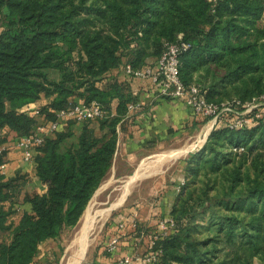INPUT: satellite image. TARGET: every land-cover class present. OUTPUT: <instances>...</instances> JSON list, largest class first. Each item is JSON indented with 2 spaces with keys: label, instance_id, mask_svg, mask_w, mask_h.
Listing matches in <instances>:
<instances>
[{
  "label": "trees",
  "instance_id": "trees-1",
  "mask_svg": "<svg viewBox=\"0 0 264 264\" xmlns=\"http://www.w3.org/2000/svg\"><path fill=\"white\" fill-rule=\"evenodd\" d=\"M180 41L190 45L179 56L182 82L209 102L233 101L232 110L186 159L173 225L145 264H264V104L243 127L228 125L264 94V0H0V147L76 104L107 111L60 119L33 146L45 192L25 189L26 171L0 170V264H58L62 247L40 256L41 246L78 223L112 166L127 105L138 99L123 66L152 67L165 43ZM112 235L117 227L105 241Z\"/></svg>",
  "mask_w": 264,
  "mask_h": 264
},
{
  "label": "crops",
  "instance_id": "crops-1",
  "mask_svg": "<svg viewBox=\"0 0 264 264\" xmlns=\"http://www.w3.org/2000/svg\"><path fill=\"white\" fill-rule=\"evenodd\" d=\"M135 80L132 89L136 92L138 100L142 102V106L134 112H129L122 123L118 124L115 158L118 154L128 155L139 151L147 147L151 141L162 140L169 134L170 129L183 133L186 127L192 125V114L185 104L181 101L156 98L147 80ZM3 147L6 153L1 168L2 173L11 176L26 171L31 180L27 182L25 189L28 192L30 190H36L37 193L45 192L46 185L36 178L33 163L23 159L22 150L16 147V143L7 142ZM184 174L185 163L179 167L178 177L174 181L171 180L172 178L168 180L163 178L154 183L153 188L146 186L145 188L149 190L145 194L138 193V198L133 200L131 197L105 226L106 236L116 227L120 232L117 250L112 254L104 252L105 237L90 253L85 264H118L119 259L124 255L136 257L145 255L149 251L150 234L158 228L161 220L170 216L171 207L177 197L176 188L184 179ZM133 222L135 227L131 226ZM120 224L122 227H119ZM46 252L41 247L40 256Z\"/></svg>",
  "mask_w": 264,
  "mask_h": 264
},
{
  "label": "built area",
  "instance_id": "built-area-1",
  "mask_svg": "<svg viewBox=\"0 0 264 264\" xmlns=\"http://www.w3.org/2000/svg\"><path fill=\"white\" fill-rule=\"evenodd\" d=\"M189 47L190 45L183 41L165 43L163 52L159 55L152 67L133 69L128 63H126L123 66V70L126 74L131 75L136 79L149 81L151 90L153 89L156 98L181 101L190 109L192 117H206V121L210 124L209 130H211L223 112L232 110L230 105L233 101H224L220 104L209 102L201 93L197 85L193 83L186 85L182 82L179 76V56L182 52L189 49ZM263 104L264 94L257 98H253L252 101L245 105L243 110L236 111V118L228 123L229 127H243L247 122L248 113L255 107ZM141 106L142 102L140 100L137 99L131 101L127 105V114L129 112H134ZM37 113L38 110L34 108L32 115H36ZM106 115L107 111L95 101L87 103L82 102L73 107L59 110L56 112V120L47 125H37L32 134L18 139L16 147L22 150L23 159L26 162H30L33 146L35 144H40L43 141L44 135L57 129L58 121L60 119L73 117L77 121H83L84 119H101ZM3 149H5V147L1 146L0 152ZM2 165H0V170ZM183 184L184 180L182 179L176 188V193L180 191ZM172 225L173 221L170 216L167 219L161 220L158 224L157 230L150 234L149 251L145 255L137 257L133 255H124L119 259L118 264H145L155 262L157 255L156 252L151 249V246L154 244V240L159 235L165 234L166 230ZM131 226L135 227V222H133ZM119 227H122V224H120ZM119 241L120 235H112L106 242L105 249L110 253L115 252L118 248Z\"/></svg>",
  "mask_w": 264,
  "mask_h": 264
},
{
  "label": "rangeland",
  "instance_id": "rangeland-1",
  "mask_svg": "<svg viewBox=\"0 0 264 264\" xmlns=\"http://www.w3.org/2000/svg\"><path fill=\"white\" fill-rule=\"evenodd\" d=\"M44 101L45 99H41L39 103H43ZM207 124H209L208 121H196L195 124L186 127L185 128L186 130L183 131V133H178L170 129L169 134L166 135V137L163 138L162 140L151 141L149 142L150 144L147 145V147L139 151H136L128 155L118 154L116 158L115 157L113 158L112 166L109 169L103 181L101 182L102 185L101 184L99 185V187L93 194L94 197L92 196V198L89 201L90 204L88 205H91L93 210L108 207V205H110L114 201V199L120 195V192L122 188L124 187V185L127 184L128 182L127 177L133 174L138 168H140L144 160L147 159L149 156H152V155L156 156L158 153L166 151V150H173V149H178L182 146L191 145L189 150L186 151L184 154L174 157L173 159L170 158L169 159L170 161L169 160L164 161V163L161 166V169L147 176H144L142 178L135 179L132 182V184L130 185L131 189H129L128 194L126 195V197H124L125 199H123L120 203L114 205L113 207L115 208L112 209L104 219L100 220V222L98 223L100 225L97 224L96 226V228L99 227L98 229L91 231L90 236H89L90 241L85 251L77 258L75 264H85L90 253L98 245H100L102 240H104V238L106 237L105 226H106V223L110 221L111 215L113 213H118L119 210L123 208L128 203V201H130L131 197L133 200L134 198H138L137 197L138 193H141L142 195L145 194L149 190V189H146L147 188L146 186H151L153 188L154 183H156L157 181H160L163 178L166 180L172 178L171 179L172 181L177 179L178 173H179V167L186 162V159L189 157L190 153L197 151L198 149L202 147L209 133L213 129L212 127V129L208 130L207 132H204V131L201 132V130ZM164 157H165V154L160 157V160L163 159ZM147 160H150V159L148 158ZM160 160L158 159L157 164H159ZM28 179L30 182L31 179L30 178ZM29 192H36V190H30ZM81 218H82V215L78 223L76 224V226H74L71 229H67L63 231L59 240L48 241L41 246L43 251L53 250L54 252L58 254L60 252L59 247H62L63 249L62 253H60V255L57 254L58 264L66 263L69 257V254L71 253V249H69L68 247L71 241L73 240L75 233L77 232L79 228V225H80L79 223H80ZM2 234L3 233L0 232V237L2 236ZM91 234H92V237H91ZM253 264H259V259L254 258Z\"/></svg>",
  "mask_w": 264,
  "mask_h": 264
},
{
  "label": "bare ground",
  "instance_id": "bare-ground-1",
  "mask_svg": "<svg viewBox=\"0 0 264 264\" xmlns=\"http://www.w3.org/2000/svg\"><path fill=\"white\" fill-rule=\"evenodd\" d=\"M209 127H210L209 124H207L201 130V132H203V131L207 132L209 130ZM190 146L191 145H186V146H182L178 149L166 150V151H163L160 153L157 152L158 154L156 156H153V155L149 156L148 158L150 160H147L148 158L145 159L142 166L140 168H138L133 174H131L127 177L128 178L127 184L124 185V187L122 188V190L120 192V195L118 197H116L114 199V201L111 203V205H108V207L93 210L91 205H88L90 203H88L87 204L88 206L86 207V209L84 210V212L82 214V218H81L80 223H79L80 224L79 228H78L77 232L75 233V236H74L73 240L71 241V243L68 247L69 249H71V253L69 254V257H68L65 264H75L76 263L77 258L85 251V249H86V247L90 241L89 236H90L91 231L98 229L99 227L96 228V226L100 222V220L104 219L108 215V213L110 212L111 208L114 205L120 203L123 199H125L124 197H126V194L129 192V189H131L130 185L132 184V182L135 179L142 178L144 176H147V175L161 169V166L164 163V161L169 160L170 158L173 159L174 157H177L179 155L184 154L186 151L189 150ZM164 154H165V157L160 160V157L163 156ZM158 159L160 160L159 164H157ZM98 225H100V224H98ZM91 237H92V234H91Z\"/></svg>",
  "mask_w": 264,
  "mask_h": 264
},
{
  "label": "water",
  "instance_id": "water-1",
  "mask_svg": "<svg viewBox=\"0 0 264 264\" xmlns=\"http://www.w3.org/2000/svg\"><path fill=\"white\" fill-rule=\"evenodd\" d=\"M205 139H206V138H205ZM127 194H128V193H127ZM127 194H126V195H127ZM110 205H111V204H110ZM114 208H115V207H114ZM114 208H111V210L114 209ZM111 210H110V211H111Z\"/></svg>",
  "mask_w": 264,
  "mask_h": 264
}]
</instances>
